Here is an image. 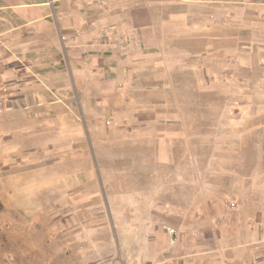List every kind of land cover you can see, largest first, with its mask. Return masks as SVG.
<instances>
[{"label": "rangeland", "instance_id": "rangeland-1", "mask_svg": "<svg viewBox=\"0 0 264 264\" xmlns=\"http://www.w3.org/2000/svg\"><path fill=\"white\" fill-rule=\"evenodd\" d=\"M145 5L113 0L105 11H120L124 31L144 34ZM225 9L204 17L218 24L211 36L168 23L159 32L167 62L149 63L127 46L128 80L118 89L133 118L117 125L106 116L91 128L84 175L77 152L69 173L71 160L56 158L54 145L34 152L35 144L7 141L17 131L4 133L0 114V264H155L179 251L207 264L226 247L233 264H264V67L242 62V32L230 30ZM135 129L153 140L170 134L174 162L161 166L155 143L113 135ZM167 218L181 231L166 230ZM213 218L229 223L217 229ZM194 245L203 247L199 263Z\"/></svg>", "mask_w": 264, "mask_h": 264}, {"label": "crops", "instance_id": "crops-1", "mask_svg": "<svg viewBox=\"0 0 264 264\" xmlns=\"http://www.w3.org/2000/svg\"><path fill=\"white\" fill-rule=\"evenodd\" d=\"M95 2L0 0V97L7 99L2 113L3 132L17 131L16 139H11L10 134L7 141L21 142V149L35 144L34 152L41 151L36 144H52L58 159L65 156L71 160L77 152L85 169L80 172L83 175L89 170L91 128L106 116L117 125H126L133 118L129 102L118 89L119 84L128 80V74L127 62L113 46L117 35L124 37L127 44L135 37L133 54L144 51L149 63L167 62L170 59L165 56L164 34L159 32L165 31L168 23H184L179 29L209 31L211 36L218 24L203 19L217 16L219 7L223 6L224 12L234 20L230 30L242 32L241 45L245 48L242 62L264 67V0H146L144 12L150 24L147 23L144 34L124 31L119 17L122 13L117 11L112 15L105 11L111 2L104 9ZM134 13L138 16L137 6L131 9V15ZM156 14L165 16L169 22L155 26L151 16ZM105 30H113V34L108 35ZM61 36L68 40L65 46ZM201 39L199 42L204 43ZM138 76L130 74V82L134 83ZM139 80V85H143L142 79ZM134 121L143 125L148 119ZM129 134L127 137L118 131L113 135L119 141L155 143L157 162L161 166L174 162V140L170 134L156 140L147 130L135 129ZM72 163L71 160L69 173H73ZM166 222V230L181 231L179 220L167 218ZM176 233L179 237V232ZM193 247L197 252L191 254L196 255L199 263L204 259L201 258L203 247ZM228 249H223L224 254L216 250V259L207 264H233ZM191 257L179 251L165 258L168 263L155 264H184Z\"/></svg>", "mask_w": 264, "mask_h": 264}, {"label": "built area", "instance_id": "built-area-1", "mask_svg": "<svg viewBox=\"0 0 264 264\" xmlns=\"http://www.w3.org/2000/svg\"><path fill=\"white\" fill-rule=\"evenodd\" d=\"M112 0H96V5L99 8H106L108 6V3L111 2ZM105 33H107L108 35L113 34V30H105ZM118 38L115 40V43L113 44L114 48L116 51H118L119 53H121L122 55H125L127 52V46H134V43L136 42V38L135 37H131L129 39L128 44L126 43V40L124 37H122L121 35H117ZM68 42V40L61 36V43L63 44V46H65V44ZM132 53V52H129ZM0 81H1V68H0ZM6 105H7V99L4 97L0 98V114L3 113V111L6 109ZM215 219L214 222V227L219 229V228H225L227 226V224L229 223V220H227L226 218H213ZM184 264H192L191 260L187 261V263ZM252 264H257V262L252 263Z\"/></svg>", "mask_w": 264, "mask_h": 264}, {"label": "water", "instance_id": "water-1", "mask_svg": "<svg viewBox=\"0 0 264 264\" xmlns=\"http://www.w3.org/2000/svg\"><path fill=\"white\" fill-rule=\"evenodd\" d=\"M173 240H175V236H173Z\"/></svg>", "mask_w": 264, "mask_h": 264}]
</instances>
